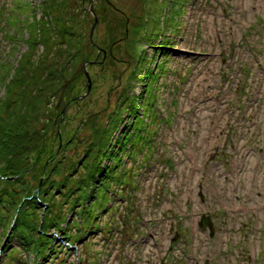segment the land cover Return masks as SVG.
<instances>
[{"label": "rangeland", "instance_id": "374dc122", "mask_svg": "<svg viewBox=\"0 0 264 264\" xmlns=\"http://www.w3.org/2000/svg\"><path fill=\"white\" fill-rule=\"evenodd\" d=\"M46 1L0 0V98L19 65L26 76L38 67L44 74L47 52L31 40L54 0ZM69 1L73 18L86 21L85 61L66 104L46 91L51 102L42 108L57 105L62 115L55 122L60 134L48 130L52 143L42 165L52 150L60 157L70 137L105 126L133 84L138 96L146 93L137 107L140 117L145 112L149 146L143 154L133 149L132 158L125 152L116 173L112 162L106 165L123 183L108 180L117 198L101 199L95 225L78 218L72 239L54 228L61 253L43 262L25 251L19 258L24 264H264V0H96L93 39L105 53L90 43L89 2ZM67 208L65 222L72 220ZM206 213L214 236L198 226ZM10 235L0 231L4 264L5 247L17 244Z\"/></svg>", "mask_w": 264, "mask_h": 264}, {"label": "trees", "instance_id": "16d2710c", "mask_svg": "<svg viewBox=\"0 0 264 264\" xmlns=\"http://www.w3.org/2000/svg\"><path fill=\"white\" fill-rule=\"evenodd\" d=\"M69 4V0H54L47 4L48 10H43L47 20L33 27L31 43L39 41L47 52L46 61L42 60L40 65L44 74L37 73L38 67L29 70L26 76V68L19 65L12 80L3 85L7 93L0 98V231L7 236L11 234L9 242H17L13 248L5 247L8 259L5 264H24L26 261L19 258L21 251L42 262L50 255L61 253L51 230L57 228L72 239L74 233L70 231L75 229L78 218L85 221L80 222L83 226L95 225V217L100 216L105 204L101 199L104 196L109 198V194L106 195L110 191L108 180L114 178L123 183L121 176H114L119 167L117 162H122L125 152H130L132 158L133 149L139 147L140 154H143L147 153L149 146L144 132L145 112L140 117L137 107L139 103L145 104L146 93L138 96L133 84L119 102L118 114H111L105 126L96 123L92 134L82 138L78 135L70 137L62 149L60 147V157L58 151L52 150L47 164L42 165V157L50 152L52 143L48 130L53 127L55 134H60L56 131L55 122L62 115L57 105L51 110L45 105L50 110L45 113L42 105L46 100L51 102L50 95L48 98L45 96L46 91L51 90L52 96L54 94L66 104L71 96L70 82L78 77L82 71L80 65L85 61L84 37L80 29L84 28L86 21L74 19ZM18 7L21 9L23 6ZM56 11H59L57 15ZM102 13L106 14V10ZM96 14L99 18L98 11ZM15 35L13 32L10 38L4 37L14 39ZM90 43L93 45L91 39ZM47 58H52V61ZM146 79L150 77L141 78L143 82ZM2 80L1 85L7 77ZM16 84H20L19 90L14 88ZM146 99L150 102L149 97ZM43 117L46 121H42ZM138 137L140 142H135ZM71 150L74 151L73 156L68 155ZM110 163L116 168L111 177L107 169ZM30 176L37 180V185ZM41 203L47 206L43 207ZM65 206L72 218L68 222L64 217ZM15 259H19L17 263ZM0 264H4V259Z\"/></svg>", "mask_w": 264, "mask_h": 264}, {"label": "water", "instance_id": "95a60500", "mask_svg": "<svg viewBox=\"0 0 264 264\" xmlns=\"http://www.w3.org/2000/svg\"><path fill=\"white\" fill-rule=\"evenodd\" d=\"M87 1L89 2V11H91V13L93 14V17H94V24H93L92 29H91L90 39H91L92 44L96 46V43L94 42L93 36H94V31H95L96 25L99 22V20H98L96 12L94 10V3H93L94 1L93 0H87ZM99 49H101V47H99ZM85 72H86V77H87L88 82H89V84H88V93H89L91 91V87H92V79H91L90 75L88 74V72L87 71H85ZM77 98L81 99V96H79ZM199 227L202 230H206V228L209 227L211 236L214 233L212 220H211L210 216H208L206 214L202 215L201 221L199 223ZM177 236H178V233H177Z\"/></svg>", "mask_w": 264, "mask_h": 264}, {"label": "flooded vegetation", "instance_id": "af4514ba", "mask_svg": "<svg viewBox=\"0 0 264 264\" xmlns=\"http://www.w3.org/2000/svg\"><path fill=\"white\" fill-rule=\"evenodd\" d=\"M93 1H96V0H93ZM87 2V0H83V3H86ZM89 10V9H88ZM95 32V31H94ZM94 37V36H93ZM96 48H98L99 49V47H101L100 45H98V44H96V46H95ZM163 52L164 51H167L168 52V55H169V53H170V51H169V47H166V48H163V49H161ZM101 53L103 52V53H105V51H104V49H103V51H102V49H101V51H100ZM110 177H111V174L109 175ZM114 176H116V174L114 175ZM117 184V183H116Z\"/></svg>", "mask_w": 264, "mask_h": 264}]
</instances>
